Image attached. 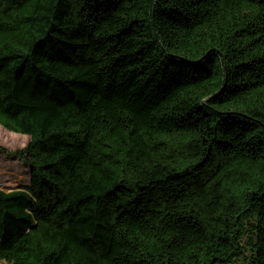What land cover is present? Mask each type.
<instances>
[{
    "label": "trees",
    "instance_id": "obj_1",
    "mask_svg": "<svg viewBox=\"0 0 264 264\" xmlns=\"http://www.w3.org/2000/svg\"><path fill=\"white\" fill-rule=\"evenodd\" d=\"M9 264H264V0H0Z\"/></svg>",
    "mask_w": 264,
    "mask_h": 264
},
{
    "label": "rangeland",
    "instance_id": "obj_2",
    "mask_svg": "<svg viewBox=\"0 0 264 264\" xmlns=\"http://www.w3.org/2000/svg\"><path fill=\"white\" fill-rule=\"evenodd\" d=\"M29 142V137L7 131L0 126V189L10 192L29 182V168L25 162L14 154ZM250 252L236 260L235 264H250ZM0 264H9L0 260Z\"/></svg>",
    "mask_w": 264,
    "mask_h": 264
}]
</instances>
